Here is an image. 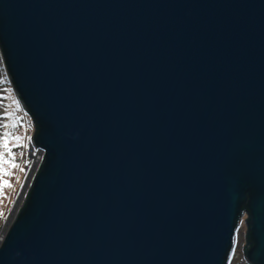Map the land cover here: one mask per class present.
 Masks as SVG:
<instances>
[{"label":"water","instance_id":"95a60500","mask_svg":"<svg viewBox=\"0 0 264 264\" xmlns=\"http://www.w3.org/2000/svg\"><path fill=\"white\" fill-rule=\"evenodd\" d=\"M0 52L42 153L0 264H227L243 210L264 264V0H0Z\"/></svg>","mask_w":264,"mask_h":264},{"label":"rangeland","instance_id":"374dc122","mask_svg":"<svg viewBox=\"0 0 264 264\" xmlns=\"http://www.w3.org/2000/svg\"><path fill=\"white\" fill-rule=\"evenodd\" d=\"M33 127L31 116L22 108L15 95L0 52V237L13 208L21 206L23 195L29 187L31 174L34 171L30 170L31 163L27 158L30 137L34 132ZM5 132L9 133L7 144L16 158L15 163L19 165L18 168H14L10 162H5L11 159L8 149L4 146ZM17 136L21 139L16 140ZM34 151V154L38 153V150L34 149ZM20 168L24 170L20 171ZM245 219L246 214L243 213L234 232L233 248L227 264H247L243 255L246 242Z\"/></svg>","mask_w":264,"mask_h":264},{"label":"snow or ice","instance_id":"6c2138e0","mask_svg":"<svg viewBox=\"0 0 264 264\" xmlns=\"http://www.w3.org/2000/svg\"><path fill=\"white\" fill-rule=\"evenodd\" d=\"M5 115H9L8 113H5ZM9 136V133L8 132H5L4 133V138H5V147L8 149V153H9V156L11 157V159L10 160H8V161H5V162H10V163H12V166L14 167V168H18L19 167V165L18 164H16L15 163V156L12 154V152H11V148L10 147H8V144H7V137ZM15 139L16 140H20L21 138L19 137V136H17V137H15ZM19 146V145H18ZM21 155H23V153H21ZM25 163H27V161H25ZM24 169L23 168H20V171H23ZM5 183H7V182H5Z\"/></svg>","mask_w":264,"mask_h":264},{"label":"bare ground","instance_id":"6f19581e","mask_svg":"<svg viewBox=\"0 0 264 264\" xmlns=\"http://www.w3.org/2000/svg\"><path fill=\"white\" fill-rule=\"evenodd\" d=\"M28 152V154H27V158H29V161H30V163H31V168L32 169H30V170H33L35 167H36V165H38V160H39V156H38V153L35 155L34 154V150L32 149V147H29V150L27 151ZM34 154V155H33ZM32 173H33V171H32Z\"/></svg>","mask_w":264,"mask_h":264},{"label":"built area","instance_id":"2783aa9c","mask_svg":"<svg viewBox=\"0 0 264 264\" xmlns=\"http://www.w3.org/2000/svg\"><path fill=\"white\" fill-rule=\"evenodd\" d=\"M31 139H30V141H29V147H32L33 148V146H32V137H30ZM38 156L40 157V158H42V153H38ZM39 158V160L38 161H40L41 159Z\"/></svg>","mask_w":264,"mask_h":264},{"label":"clouds","instance_id":"9594fccd","mask_svg":"<svg viewBox=\"0 0 264 264\" xmlns=\"http://www.w3.org/2000/svg\"><path fill=\"white\" fill-rule=\"evenodd\" d=\"M33 140V139H32ZM32 146H33V144H32ZM33 148L35 149V147L33 146ZM33 149V150H34ZM39 152V151H38ZM40 153V152H39ZM41 159V158H40ZM38 162H40V161H38ZM243 214V213H242ZM2 241H3V237H0V244H2Z\"/></svg>","mask_w":264,"mask_h":264},{"label":"trees","instance_id":"16d2710c","mask_svg":"<svg viewBox=\"0 0 264 264\" xmlns=\"http://www.w3.org/2000/svg\"><path fill=\"white\" fill-rule=\"evenodd\" d=\"M34 135H35V132L33 133L32 137H34ZM243 211H244V210H243ZM242 213H243V212H241V215H242ZM248 243H249V242H248ZM249 244H250V243H249ZM247 245H248V244H247V242H246V245L244 246V249L247 247Z\"/></svg>","mask_w":264,"mask_h":264},{"label":"flooded vegetation","instance_id":"af4514ba","mask_svg":"<svg viewBox=\"0 0 264 264\" xmlns=\"http://www.w3.org/2000/svg\"><path fill=\"white\" fill-rule=\"evenodd\" d=\"M242 212L246 214V219H247V213L245 212V210L242 211ZM246 219H245V221H246ZM245 223H246V222H245ZM245 245H246V243H245Z\"/></svg>","mask_w":264,"mask_h":264}]
</instances>
